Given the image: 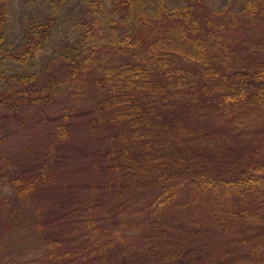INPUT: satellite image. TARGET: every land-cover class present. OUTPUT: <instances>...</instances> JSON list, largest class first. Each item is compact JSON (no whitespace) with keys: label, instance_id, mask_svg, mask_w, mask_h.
I'll return each mask as SVG.
<instances>
[{"label":"trees","instance_id":"1","mask_svg":"<svg viewBox=\"0 0 264 264\" xmlns=\"http://www.w3.org/2000/svg\"><path fill=\"white\" fill-rule=\"evenodd\" d=\"M67 1L44 0L45 17L30 18L14 44L8 39L7 15L0 14V63H11L0 70V104L15 108L21 102L49 101L65 85L51 74L39 79L40 69L19 67L33 61L54 35ZM80 1L85 15L76 24H83V31L64 45L62 57L77 87L90 69L100 74L104 90L92 119L103 131L105 147L92 164H102L131 199L149 192L140 222L150 235L156 229L171 234L160 243L143 240L150 264H264V57L259 66L248 62L225 71L234 53L223 34L209 33L208 40L192 3ZM235 3L238 11L264 13V0ZM219 119L231 134L209 128ZM69 135V122L54 127L45 147L48 158ZM46 165L31 175L0 168V212L8 216L0 264H30L27 258L36 252L52 257L42 242L45 224L37 192L49 179ZM184 188L204 194L209 209L179 204ZM178 213L186 222L175 235L164 224ZM100 243L105 252L97 246L100 259H106L112 245ZM130 251L128 244L119 249L122 263Z\"/></svg>","mask_w":264,"mask_h":264},{"label":"rangeland","instance_id":"2","mask_svg":"<svg viewBox=\"0 0 264 264\" xmlns=\"http://www.w3.org/2000/svg\"><path fill=\"white\" fill-rule=\"evenodd\" d=\"M169 1L181 6L188 3L195 5L208 40L209 33L223 34L234 53L231 67L225 66V71L235 70L240 64L248 62L260 65L264 57V13L259 9L246 12L241 7L238 11L235 3L238 0ZM44 4V0H0V14L6 13L9 21L7 32L11 44L21 37L30 18L45 17ZM83 12L80 0H68L61 8V18L56 22L54 35L36 53L33 61L19 67L24 72L40 69L43 73L39 74V79H47L51 74L65 85L49 101L21 102L15 108H10L5 102L0 104V168H9L13 174L31 175L47 164L50 172L49 179L37 192L45 224L41 227L44 230L42 242L52 257H38L36 252L27 258L30 264L33 260L36 261L32 264L53 261L54 264H150V254L144 249L146 244L143 240L156 238L160 243L171 234L156 229L150 231V235L147 226L140 222L147 214L145 204H150L152 198L149 192L131 199L126 190L118 189L120 184L102 169V164L95 167L92 164L93 158L96 159L105 147L103 131L92 119L94 103L102 97L104 90L98 84L100 74L96 69H90L85 76L86 82L77 87L74 81H70L69 67L62 57V53L66 52L64 45L83 31L84 25L76 24V20H82L85 15ZM5 64L11 63H0V70L8 67ZM182 64L187 65L185 62ZM77 76L84 77L81 73ZM65 113L68 119H64ZM220 120L210 123L208 120L209 128L214 127L220 134L224 132L223 136L231 134L230 128ZM64 121L70 123V135L50 159L45 152L50 133L59 122ZM231 144L233 142L227 143ZM178 201L184 206L195 202L202 211L209 209V199L188 188L180 193ZM233 202L240 203V200L233 199ZM142 203L144 206L141 208ZM7 217L5 210H1L2 239L7 236L4 231ZM182 222H186L184 216L171 214L164 228L178 235ZM151 223L158 224L156 219H152ZM190 236L196 237L193 233ZM103 241L112 245V256L106 259H100L103 255L97 247L102 251L100 242ZM126 244L132 247V251L127 252L122 263L117 253Z\"/></svg>","mask_w":264,"mask_h":264}]
</instances>
